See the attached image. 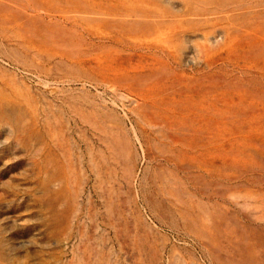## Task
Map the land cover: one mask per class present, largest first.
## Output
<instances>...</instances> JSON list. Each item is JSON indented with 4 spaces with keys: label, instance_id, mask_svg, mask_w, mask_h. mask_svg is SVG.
<instances>
[{
    "label": "rangeland",
    "instance_id": "obj_1",
    "mask_svg": "<svg viewBox=\"0 0 264 264\" xmlns=\"http://www.w3.org/2000/svg\"><path fill=\"white\" fill-rule=\"evenodd\" d=\"M0 264H264V0H0Z\"/></svg>",
    "mask_w": 264,
    "mask_h": 264
}]
</instances>
